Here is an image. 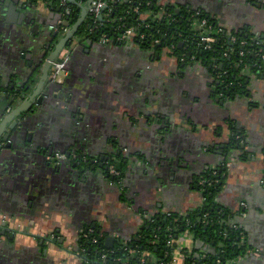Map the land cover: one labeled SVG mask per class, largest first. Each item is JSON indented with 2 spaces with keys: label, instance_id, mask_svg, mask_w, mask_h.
Masks as SVG:
<instances>
[{
  "label": "crops",
  "instance_id": "obj_1",
  "mask_svg": "<svg viewBox=\"0 0 264 264\" xmlns=\"http://www.w3.org/2000/svg\"><path fill=\"white\" fill-rule=\"evenodd\" d=\"M153 1L205 12L227 31L247 29L264 42V0ZM18 2L25 14L28 0ZM36 5L28 7V29L26 17L7 23L8 9L0 14V124L36 67L40 77L47 42L57 44L81 14L75 5L67 23L62 2V13L42 0ZM78 38L62 52L81 47L66 59L68 76L58 81L53 69L49 77L58 95L53 106H34L26 132L8 128L7 140L0 139V264H86L83 234L98 231L107 248L127 246L145 221L201 209L204 178L217 169H225L217 203L234 213L250 247L235 264H264V74L247 73L243 96H224L215 93L218 76L201 62L180 64L167 50L155 55L133 42L85 46ZM58 100L72 112L55 107ZM83 119L89 126L77 127ZM235 131L242 150L229 148ZM117 152L124 156L119 180L110 159ZM176 241L172 264H185L184 249L202 264L218 254L189 232Z\"/></svg>",
  "mask_w": 264,
  "mask_h": 264
},
{
  "label": "trees",
  "instance_id": "obj_2",
  "mask_svg": "<svg viewBox=\"0 0 264 264\" xmlns=\"http://www.w3.org/2000/svg\"><path fill=\"white\" fill-rule=\"evenodd\" d=\"M31 1L36 3L38 0ZM42 1L51 7L61 2ZM103 1L108 4L107 9L99 18L90 13L79 29L81 38L99 43L104 41L106 45H126L129 41L121 37L132 30L131 42L144 50H153L155 55L167 50L180 64L194 60L201 62L218 76L215 93L224 96H243L247 92V73L264 74V42L261 38L253 37L247 29L229 32L223 28L222 32H218L220 27L216 19L205 12L194 11L196 16L191 17L184 9L176 11L171 5L162 6L153 0H132L128 3ZM67 5V9H74V3ZM72 16L69 23L73 22ZM201 21H206V26L212 27L211 35L216 39L209 49L200 40L205 31L199 28ZM232 36L236 38L234 43L231 41ZM15 103H12V109L20 104L15 106ZM242 143V133L235 131L229 148L242 150ZM123 157L120 152L110 155L112 164L121 173L124 169ZM224 170L217 169L205 176L201 186L205 204L201 209L190 211L184 216L173 214L147 220L139 237L127 246L118 244L112 249L107 248L105 238L98 231L83 234L81 257L86 264H172L177 249L176 240L181 233L189 232L196 240L218 248V254H214L215 258L207 263L215 264V260H219V264L237 262L248 254L250 247L244 229L232 223L234 213L217 203L216 199L225 186ZM122 177L123 173L116 179ZM182 254L185 264L203 263L193 251L184 249ZM153 256L155 260L150 258Z\"/></svg>",
  "mask_w": 264,
  "mask_h": 264
},
{
  "label": "water",
  "instance_id": "obj_3",
  "mask_svg": "<svg viewBox=\"0 0 264 264\" xmlns=\"http://www.w3.org/2000/svg\"><path fill=\"white\" fill-rule=\"evenodd\" d=\"M64 0H61V2H63ZM70 3H74L75 5H78V7L81 9V14L79 15V20L77 21V23L71 28V30H69L64 36H62V38H59V41L57 44H52L53 40L51 42H47V53L44 56V60L45 63H43V68H42V72L40 77L38 78V74L36 73V69L37 67L34 69V71L30 74L29 79L27 81V86H23V90L17 88V94H19L18 96L15 97V102H18L20 104H18V106L14 109L13 112H11L4 121L1 122L0 124V139L1 137H3V132L4 130H7L8 128H10L11 130H13L16 135L17 134H21V132H25V127L24 124L21 125L19 124L18 120L20 119V117L25 114L31 107L36 106L39 107L41 106V104L43 103L42 101H45V98H49V93H51L53 99H57L58 95L57 94H52L53 91H57L56 88L54 89L53 86H47V83L49 81V77L52 73V70L54 69V66L57 62H61L63 64H65L66 60L61 59L60 56L62 54V52L65 50V48L67 47H71L73 42L75 41L76 37H78V32H79V28L82 25V23L85 21L86 17L88 15H90V11L92 8V3L94 0H81L84 2L83 5H81V3L79 4V2L77 0H68ZM60 2V3H61ZM16 3H19L18 0H0V14L1 12L5 13V10L3 8H7V18H6V22L9 23L11 21L10 17L12 16H16V14L21 15V19L24 20L25 19V23L23 24V21H21V25L23 24L24 29H28L29 27H26L28 25H30L28 22H33L32 20H30L28 18V16L31 13V10H29L31 7L33 9H37V5L36 3H34L31 0H28V4L26 5V7H30L28 9H26L25 7V14H19L17 12V7H16ZM48 6L49 3H47ZM22 6H24V4H22ZM63 5L57 7V11L59 13L64 12V10L62 7ZM51 7V6H50ZM52 10L54 9L53 7L51 8ZM33 12V11H32ZM67 12V17H65L66 19L69 20V18L73 15L72 10L69 11H65ZM178 13V12H176ZM20 23V22H19ZM34 31H36V27H34L33 29ZM59 36L58 32H54L53 36L51 37V39H57ZM88 45L92 44L93 42L91 40L86 42ZM48 56V57H46ZM46 57V58H45ZM66 69V66H65ZM38 80V82H36V84H33L31 81L34 80L35 78ZM58 87L61 86V84H55ZM47 86L46 90L45 87ZM41 91H44V93L42 94V96L40 98H38V95L41 94ZM14 101H12L13 103ZM9 135V134H8ZM4 140H7L6 138V134L4 135ZM20 136V135H19ZM30 137V136H29ZM11 147V143H8ZM9 147V146H8ZM243 147V145H242ZM52 155V154H50ZM228 156V154H226V157ZM82 159V156H80V160Z\"/></svg>",
  "mask_w": 264,
  "mask_h": 264
},
{
  "label": "built area",
  "instance_id": "obj_4",
  "mask_svg": "<svg viewBox=\"0 0 264 264\" xmlns=\"http://www.w3.org/2000/svg\"><path fill=\"white\" fill-rule=\"evenodd\" d=\"M64 2V1H63ZM108 4L103 1V0H94L92 3V8H91V14H93L96 18H99L103 15L104 11L107 9ZM199 28L202 30L203 28L205 29V31H203L204 33L202 34L200 40L201 42H203L205 44V48L209 49L212 44L215 42V38L211 35L213 33V31L211 30L212 27H207L206 21H201L199 22ZM219 30L218 32H222L224 29L223 27L219 26ZM133 32L132 30H129L125 35H123L121 38L122 39H127L129 42L132 41L131 36H132ZM231 34V33H229ZM231 41L234 43L236 41L235 37H231ZM244 44V42L242 43ZM243 55V53L241 54ZM61 59H65V56L62 54L60 56ZM56 72H57V80L61 81V73L63 74V76H67L68 72L66 71V69L64 68V64L61 62H57L54 66ZM60 79V80H59ZM118 174V173H117ZM86 237V236H85ZM96 242V241H95ZM231 264H235V263H231Z\"/></svg>",
  "mask_w": 264,
  "mask_h": 264
},
{
  "label": "flooded vegetation",
  "instance_id": "obj_5",
  "mask_svg": "<svg viewBox=\"0 0 264 264\" xmlns=\"http://www.w3.org/2000/svg\"><path fill=\"white\" fill-rule=\"evenodd\" d=\"M68 0H64V2H62L64 5H65V7H67L68 5H67V3H70L69 1L67 2ZM60 6V3L56 6V7H59ZM64 7V6H63ZM182 11V10H181ZM186 12L189 14V16H191V17H195L196 16V14H193V10H189L188 8H187V10H186ZM67 23H69V22H67ZM80 29V28H79ZM79 36V35H78ZM76 38H78V37H76ZM78 39H83V40H81V41H89L90 39H87V38H84V37H79ZM101 43H103L104 44V42L103 41H101ZM88 44L87 43H85V46H87ZM69 47H67V48H65V50H67ZM76 48H77V46H76ZM79 49H81V47L80 48H77V50L75 49L74 51L72 50H70L71 52L68 54V56L69 57H71L72 56V54L75 52H78L79 51ZM68 56H66L65 57V59L64 60H66V59H68ZM64 68H65V64H64ZM54 78L57 80V78H56V70H55V68H54ZM67 76H68V74H67ZM66 76V77H67ZM59 83V82H58ZM28 84V83H27ZM27 86V85H26ZM25 86V87H26ZM22 87V86H21ZM19 88V89H21V90H23L24 88L22 87V88ZM55 89V88H54ZM19 94H17V93H14L13 94V96L10 98V100L11 101H14L15 102V97L16 96H18ZM51 97V98H50ZM54 101V102H53ZM13 102V103H14ZM43 103L45 102V103H48L49 104V106H53V104L55 103V99H53L52 98V95H51V93H49V98L47 97V98H45V101H42ZM66 102H68L69 103V99L68 100H66ZM71 102V101H70ZM52 104V105H51ZM12 106V105H11ZM55 107H57V108H62V107H64L66 110H69L70 112H72V107L71 106H67L66 104H64V103H62L61 101H59L58 100V102H56V105H55ZM33 108H34V106L33 107H31L25 114H23L21 117H20V119H22V118H25L26 119V121H22V123H20L21 125H23L24 124V127H26V126H28L29 127V123L31 124L32 122H31V120L29 121V119H31L30 118V113H29V111L31 112V111H33ZM13 111H14V109H13ZM12 111V112H13ZM76 112H77V109L75 110ZM77 114V113H76ZM77 117V116H76ZM77 127H79V126H84V127H87V126H89L88 125V123H87V125L85 126V121H84V119L83 120H78L77 122ZM75 123V124H76ZM78 129V128H77ZM26 130V129H25ZM23 132V131H22ZM26 132V131H25ZM23 142V141H22ZM22 145V144H21ZM20 146V145H19ZM113 174L114 175H116V170L113 172ZM112 174V176H111V178L112 177H114V175Z\"/></svg>",
  "mask_w": 264,
  "mask_h": 264
},
{
  "label": "rangeland",
  "instance_id": "obj_6",
  "mask_svg": "<svg viewBox=\"0 0 264 264\" xmlns=\"http://www.w3.org/2000/svg\"><path fill=\"white\" fill-rule=\"evenodd\" d=\"M81 119V118H80ZM152 259H153V257H152ZM155 260V259H154Z\"/></svg>",
  "mask_w": 264,
  "mask_h": 264
}]
</instances>
